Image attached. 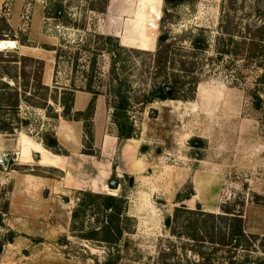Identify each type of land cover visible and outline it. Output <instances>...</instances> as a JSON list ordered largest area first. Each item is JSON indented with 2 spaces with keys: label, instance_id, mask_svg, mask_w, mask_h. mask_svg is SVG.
Masks as SVG:
<instances>
[{
  "label": "rangeland",
  "instance_id": "rangeland-1",
  "mask_svg": "<svg viewBox=\"0 0 264 264\" xmlns=\"http://www.w3.org/2000/svg\"><path fill=\"white\" fill-rule=\"evenodd\" d=\"M0 40V264H264V0H0Z\"/></svg>",
  "mask_w": 264,
  "mask_h": 264
},
{
  "label": "trees",
  "instance_id": "trees-1",
  "mask_svg": "<svg viewBox=\"0 0 264 264\" xmlns=\"http://www.w3.org/2000/svg\"><path fill=\"white\" fill-rule=\"evenodd\" d=\"M245 40H246V38L244 37V41H243L244 44H245ZM247 40H248V45H253V43H254V37H249ZM194 44L196 45V43H194ZM197 44H199V42ZM15 57L16 56H14V58ZM177 77H178L177 75H173V79L171 80V82H172L171 88L172 89L175 88V90L178 91L183 86L184 81L179 80ZM263 79H264V71H263ZM194 83H195V81H194ZM166 92H167L166 87H164V86L163 87H159V93L160 94L158 96L161 97V98L168 97L169 95H166ZM4 101H5V103H3ZM0 102H1V104L4 107H15L17 105V102L18 101H17V98H16L13 103H8L9 101H6V100L2 99V97H0ZM70 104H68V107H65V110H66V108L67 109L70 108V106H71ZM126 106H127L126 101L123 100V104H121L120 107L122 109H126ZM0 129L6 130V128H4V127L3 128H0ZM97 197H100V198L103 199V206H104L105 209H109L110 210V212H111L110 215H113V214H117L118 215L119 213H121L119 211V209L116 208V205H114V202L118 201L119 198L114 197V196H111V195H105V196L97 195ZM110 215H109V217H110ZM73 216H76V212H73ZM114 218H117V217H114ZM239 221H241V219ZM166 223L169 224V219L166 220ZM100 229H102L103 231H105V233L107 235H110V234L111 235L112 234L119 235L122 232V230L118 226L117 222L115 220H113L112 218H109V220L106 221V224H104L103 226H101ZM239 232L242 233L241 226L239 228ZM107 241H109V240L107 239Z\"/></svg>",
  "mask_w": 264,
  "mask_h": 264
},
{
  "label": "bare ground",
  "instance_id": "bare-ground-1",
  "mask_svg": "<svg viewBox=\"0 0 264 264\" xmlns=\"http://www.w3.org/2000/svg\"><path fill=\"white\" fill-rule=\"evenodd\" d=\"M10 44H11L10 41L8 42L5 40H0V49L5 48L9 46ZM48 161H49V158H45V157L43 158V163H49Z\"/></svg>",
  "mask_w": 264,
  "mask_h": 264
},
{
  "label": "water",
  "instance_id": "water-1",
  "mask_svg": "<svg viewBox=\"0 0 264 264\" xmlns=\"http://www.w3.org/2000/svg\"><path fill=\"white\" fill-rule=\"evenodd\" d=\"M170 92H171L170 89L167 88V93L170 94ZM34 156L37 157L38 155H37V154H34ZM108 187H109L110 189L116 188V187H117V181H116V180H110V181L108 182Z\"/></svg>",
  "mask_w": 264,
  "mask_h": 264
},
{
  "label": "crops",
  "instance_id": "crops-1",
  "mask_svg": "<svg viewBox=\"0 0 264 264\" xmlns=\"http://www.w3.org/2000/svg\"><path fill=\"white\" fill-rule=\"evenodd\" d=\"M75 98H76V95H75ZM75 102H76V100H75ZM75 106H76V103H75ZM97 112H98V110L95 112V114H97ZM49 158V160H52L51 158H50V156L48 157ZM45 165H54V164H52V163H44Z\"/></svg>",
  "mask_w": 264,
  "mask_h": 264
}]
</instances>
